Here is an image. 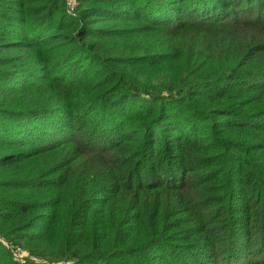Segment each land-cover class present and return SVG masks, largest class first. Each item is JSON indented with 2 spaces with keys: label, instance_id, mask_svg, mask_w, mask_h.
<instances>
[{
  "label": "trees",
  "instance_id": "1",
  "mask_svg": "<svg viewBox=\"0 0 264 264\" xmlns=\"http://www.w3.org/2000/svg\"><path fill=\"white\" fill-rule=\"evenodd\" d=\"M72 1L0 0V264H264V0Z\"/></svg>",
  "mask_w": 264,
  "mask_h": 264
},
{
  "label": "rangeland",
  "instance_id": "2",
  "mask_svg": "<svg viewBox=\"0 0 264 264\" xmlns=\"http://www.w3.org/2000/svg\"><path fill=\"white\" fill-rule=\"evenodd\" d=\"M26 254H27V253H26L25 250H21V251L18 252V254H16V256H17V257H21V256L26 255Z\"/></svg>",
  "mask_w": 264,
  "mask_h": 264
},
{
  "label": "built area",
  "instance_id": "3",
  "mask_svg": "<svg viewBox=\"0 0 264 264\" xmlns=\"http://www.w3.org/2000/svg\"><path fill=\"white\" fill-rule=\"evenodd\" d=\"M67 5L69 6V8H72L73 7V1L67 0Z\"/></svg>",
  "mask_w": 264,
  "mask_h": 264
}]
</instances>
